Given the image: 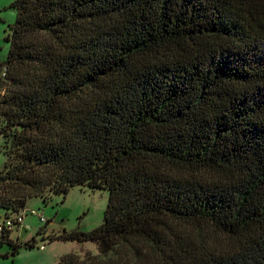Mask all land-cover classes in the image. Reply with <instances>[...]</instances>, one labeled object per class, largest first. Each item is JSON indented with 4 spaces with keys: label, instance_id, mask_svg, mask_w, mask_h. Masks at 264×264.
Wrapping results in <instances>:
<instances>
[{
    "label": "trees",
    "instance_id": "trees-1",
    "mask_svg": "<svg viewBox=\"0 0 264 264\" xmlns=\"http://www.w3.org/2000/svg\"><path fill=\"white\" fill-rule=\"evenodd\" d=\"M10 7L3 221L86 187L108 194L102 224L49 240L99 255L59 264H264V0ZM18 229L11 256L35 245Z\"/></svg>",
    "mask_w": 264,
    "mask_h": 264
},
{
    "label": "rangeland",
    "instance_id": "rangeland-1",
    "mask_svg": "<svg viewBox=\"0 0 264 264\" xmlns=\"http://www.w3.org/2000/svg\"><path fill=\"white\" fill-rule=\"evenodd\" d=\"M15 0H0V62L7 57L10 44L6 38L9 26L15 23L16 12L10 7ZM5 158L0 155V170ZM108 194L106 191H90L86 187H74L63 199L53 197L46 205L41 199H31L26 210L40 211L46 224L40 223L38 217L27 215L23 228L13 231L10 240L14 243H26L35 238L32 249L21 248L15 256H11V248L0 244V264H59L68 255L75 254L81 260L89 261L98 257V250L92 243L50 241L52 235L88 232L99 227L104 218ZM4 212L0 210V223ZM41 232L42 235H38ZM44 248H40V247Z\"/></svg>",
    "mask_w": 264,
    "mask_h": 264
},
{
    "label": "built area",
    "instance_id": "built-area-1",
    "mask_svg": "<svg viewBox=\"0 0 264 264\" xmlns=\"http://www.w3.org/2000/svg\"><path fill=\"white\" fill-rule=\"evenodd\" d=\"M40 213H41L40 211L37 212V211L32 210L27 215L38 217L39 222L44 224L45 223V220H44V218L42 216H40ZM24 218H25V215L24 214H21V215H19L16 218L15 222H12L11 220L3 221L2 223H0V232H1L2 228H6V229L11 230L13 228V224H18L20 226V228H23ZM23 229H25V228H23ZM40 248L42 249L44 247L41 246Z\"/></svg>",
    "mask_w": 264,
    "mask_h": 264
}]
</instances>
